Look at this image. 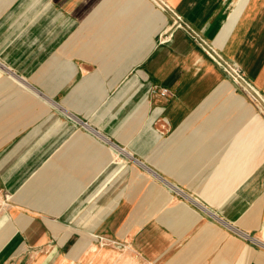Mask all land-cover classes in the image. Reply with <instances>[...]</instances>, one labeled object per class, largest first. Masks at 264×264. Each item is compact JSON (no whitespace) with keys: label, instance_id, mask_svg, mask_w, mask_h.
<instances>
[{"label":"crops","instance_id":"0c3cea01","mask_svg":"<svg viewBox=\"0 0 264 264\" xmlns=\"http://www.w3.org/2000/svg\"><path fill=\"white\" fill-rule=\"evenodd\" d=\"M166 1L264 92V0ZM172 21L0 0V264H264V115Z\"/></svg>","mask_w":264,"mask_h":264},{"label":"built area","instance_id":"2783aa9c","mask_svg":"<svg viewBox=\"0 0 264 264\" xmlns=\"http://www.w3.org/2000/svg\"><path fill=\"white\" fill-rule=\"evenodd\" d=\"M153 3L162 11H170L172 14L171 28L185 29L202 47V49L211 57V59L231 78V80L245 91L251 100L257 106L259 112L264 115V92H262L256 84L243 71L241 66L234 60L224 57L213 44L204 38L198 31H196L183 17L174 10L166 0H152ZM161 95H167L168 90L162 89ZM10 195L8 193L1 194L0 192V210L5 208L9 201ZM107 241L101 239V244ZM116 243V242H114Z\"/></svg>","mask_w":264,"mask_h":264},{"label":"rangeland","instance_id":"374dc122","mask_svg":"<svg viewBox=\"0 0 264 264\" xmlns=\"http://www.w3.org/2000/svg\"><path fill=\"white\" fill-rule=\"evenodd\" d=\"M4 210H5L4 208H2V209L0 210V217L3 216V214H4ZM100 245H101V244H98L97 246L100 247ZM98 249H99V248H97V250H98ZM97 250H96V251H97Z\"/></svg>","mask_w":264,"mask_h":264},{"label":"bare ground","instance_id":"6f19581e","mask_svg":"<svg viewBox=\"0 0 264 264\" xmlns=\"http://www.w3.org/2000/svg\"><path fill=\"white\" fill-rule=\"evenodd\" d=\"M225 92V91H224ZM226 93V92H225ZM228 93V92H227ZM227 95V94H226ZM245 199V198H244ZM222 218V217H221ZM229 225V224H228ZM91 249L92 250H97V245H94V244H92L91 245Z\"/></svg>","mask_w":264,"mask_h":264}]
</instances>
